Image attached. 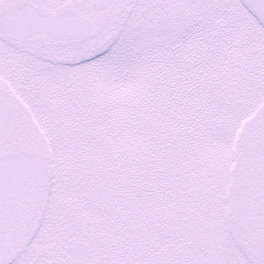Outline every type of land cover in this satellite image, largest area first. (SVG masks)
Listing matches in <instances>:
<instances>
[{
	"label": "snow or ice",
	"instance_id": "6c2138e0",
	"mask_svg": "<svg viewBox=\"0 0 264 264\" xmlns=\"http://www.w3.org/2000/svg\"><path fill=\"white\" fill-rule=\"evenodd\" d=\"M0 264H264V0H0Z\"/></svg>",
	"mask_w": 264,
	"mask_h": 264
}]
</instances>
